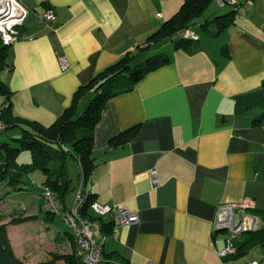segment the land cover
<instances>
[{
	"label": "crops",
	"instance_id": "1",
	"mask_svg": "<svg viewBox=\"0 0 264 264\" xmlns=\"http://www.w3.org/2000/svg\"><path fill=\"white\" fill-rule=\"evenodd\" d=\"M182 1L19 0L28 10L21 31L32 38L8 45L0 72L12 115L48 126L80 85L126 53L142 60L153 47L152 54L167 55L166 64L106 101L93 130L94 166L84 188L94 201L137 215V221L116 226L103 244V257L118 264H221L216 251L225 247L219 234L224 229H213L218 206L248 198L252 208H264V124H252V112L234 110L238 96L264 90V0H238L229 25L203 26L232 8L217 4L195 19L191 29L198 39L188 49L174 47L168 36L148 37ZM48 10L55 14L52 21L43 19ZM59 58L67 61L65 70ZM130 128L135 130L128 136ZM11 131L19 133L17 127ZM66 167L71 181L67 161ZM31 175L24 182L28 211L22 216L34 217L19 224L41 223L50 230L49 244H37L33 263L75 253L63 219L41 209L43 175L34 174L39 192L28 190ZM71 183L59 199L65 210L74 201L68 198ZM84 214L98 216L90 207ZM101 219L110 221V215ZM19 224L7 225V236ZM229 259L235 264L236 257Z\"/></svg>",
	"mask_w": 264,
	"mask_h": 264
},
{
	"label": "trees",
	"instance_id": "2",
	"mask_svg": "<svg viewBox=\"0 0 264 264\" xmlns=\"http://www.w3.org/2000/svg\"><path fill=\"white\" fill-rule=\"evenodd\" d=\"M212 1L183 0L179 9L148 37L158 34L168 36L174 47L188 49L192 40L182 36L181 32L187 27L191 28L195 19L204 13ZM237 9L238 6H232L223 13L214 14L212 18L203 21L202 25L207 27L215 23L218 29L226 27L232 22ZM7 48L8 45L0 41V72L7 65ZM168 60L167 55L163 53L151 54L142 60H134V55L126 53L116 62L94 74L88 82L80 85L74 91L70 105L64 108L48 126L13 116L8 103L10 91L0 79V122L2 124L0 128V182L5 181L7 185L13 186L19 185L24 183L31 173L39 171L43 175L41 181L43 189L53 190L56 193V199L62 201L70 187L66 167L67 159L71 157L80 165L79 177H82L83 184L86 182L90 169L94 166L91 154L93 130L106 101L116 94L131 90L147 72L166 64ZM88 92H91L92 96L88 99L84 109L78 112V102ZM234 110L238 114L252 112V124H264V90L238 96ZM16 127L19 129L18 134L11 131ZM134 130L130 128L125 133L131 136ZM24 151L29 153V160L18 162L17 157ZM92 201H94L92 195L87 191L79 209L80 215L90 221L98 220L100 230L109 236L112 232L111 221L102 220L103 216L91 217L84 214ZM248 210L258 215L264 224V208H249ZM42 211L45 215L55 216L43 209ZM33 217L12 218L7 223H0V264H24L12 249L6 227L8 224L22 223ZM263 243L264 226L256 231L242 232L235 238V251L228 258L238 257L253 246ZM60 260L67 264H82L74 252L65 255L55 254L51 258L33 264H57Z\"/></svg>",
	"mask_w": 264,
	"mask_h": 264
},
{
	"label": "built area",
	"instance_id": "3",
	"mask_svg": "<svg viewBox=\"0 0 264 264\" xmlns=\"http://www.w3.org/2000/svg\"><path fill=\"white\" fill-rule=\"evenodd\" d=\"M219 5L238 6V0H216ZM28 10L19 2V0H0V41L2 44L10 45L19 40H29L32 36L26 35L21 31ZM159 16L160 14L157 13ZM55 14L51 11L43 13L45 21H52ZM181 35L194 41L198 39V35L187 27L182 30ZM61 70L68 67V63L64 58H59ZM0 128L2 124L0 122ZM153 183H157L155 170L152 171ZM87 190L84 188L82 177L78 183V190L72 205L65 210L63 205L56 199V193L44 188L42 191V209L55 216H60L67 228L70 230L71 236L75 244V254L82 264H118L109 261L103 257L102 247L107 235L100 230L99 224L91 222L89 219L80 215L79 209L86 197ZM90 208L98 216L110 215L112 222V230L119 225L131 224L137 221V215L129 211L123 206H110L92 201ZM252 204L248 198L242 202H227L218 206L214 221L213 229L223 228L228 233L225 237V247L217 250V255L222 259L221 264H232L229 255L235 251L234 241L242 232L248 230H257L262 223L261 218L250 212ZM95 232L92 231L93 226ZM144 264H157L152 260H148ZM247 264H263L255 259Z\"/></svg>",
	"mask_w": 264,
	"mask_h": 264
},
{
	"label": "rangeland",
	"instance_id": "4",
	"mask_svg": "<svg viewBox=\"0 0 264 264\" xmlns=\"http://www.w3.org/2000/svg\"><path fill=\"white\" fill-rule=\"evenodd\" d=\"M217 4L219 5V3L216 0H213L208 6V8L206 9V11L201 16L196 18V21L198 22L200 18H204L208 14V12H211L213 8L218 7ZM225 7H228V6H225ZM196 27L199 28V25L196 24ZM167 44L168 43L163 44L162 47L165 48ZM153 52H154L153 47H151L149 50H146L144 52L143 58H145L148 55H151ZM91 96L92 94H88L83 99V102L81 103L79 107V112H81L84 109L88 99ZM28 160H29V153L26 151L20 153L19 156L17 157L18 162H26ZM67 166H68L69 176L71 177L70 182H72L71 188L73 189V191L68 196V198L71 199L73 197L75 198L77 194L78 183L80 181V177H79L80 165L76 162L75 159L70 157L67 160ZM34 174L41 175L39 171H34L32 173L31 175L32 181L30 180V182L27 184L29 187L28 190L33 191V192H39L42 189V185L40 184V178H36L37 180L34 181V177L37 176ZM25 184L26 183H22V184L13 186V185H7L5 181L0 182V218H1L0 223H3V222L7 223L12 218H21L23 217L22 214L26 213L25 211H28V210H24L23 208L25 204V200L27 199L26 198L27 193H23L24 192L23 190H25ZM19 191H22V192L19 194L18 193ZM28 196H29V193H28ZM29 202H32V201L29 200ZM46 216H49V215L46 214ZM57 218L58 217H55V221H58ZM38 224L39 225H34V226H30L28 224H22V225L19 224V227H17L16 229L10 227L8 230L9 231L8 236H10V238L12 239V244L14 245V251L15 253H17L18 256L21 257L24 264L33 263L36 261L34 260L35 259L34 256L35 254L38 253V248H37L38 243H41L42 247L43 246L45 247L49 244V240L47 239L48 236L50 235V230H48L49 228H47L44 225L42 227L41 223H38ZM13 226H16V225H13ZM262 226H264L263 223H261V226L258 229H260ZM248 231L252 232V231H256V229L248 230ZM248 231H244V232H248ZM219 234L224 238L227 236L228 233L226 232V230H224V231H220ZM45 253H46V249L44 252L42 251L41 255L46 256L47 253L46 254ZM55 254L56 253H54L53 255ZM254 259L258 262H262L264 260V243L257 244L253 246L252 248H250L245 253L236 257L235 264H247L249 261L254 260Z\"/></svg>",
	"mask_w": 264,
	"mask_h": 264
},
{
	"label": "water",
	"instance_id": "5",
	"mask_svg": "<svg viewBox=\"0 0 264 264\" xmlns=\"http://www.w3.org/2000/svg\"><path fill=\"white\" fill-rule=\"evenodd\" d=\"M221 229H223V228H221Z\"/></svg>",
	"mask_w": 264,
	"mask_h": 264
}]
</instances>
